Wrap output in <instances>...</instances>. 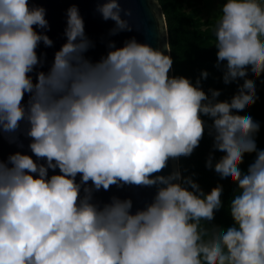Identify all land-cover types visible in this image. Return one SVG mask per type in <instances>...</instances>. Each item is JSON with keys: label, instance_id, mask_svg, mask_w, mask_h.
I'll use <instances>...</instances> for the list:
<instances>
[{"label": "clouds", "instance_id": "obj_1", "mask_svg": "<svg viewBox=\"0 0 264 264\" xmlns=\"http://www.w3.org/2000/svg\"><path fill=\"white\" fill-rule=\"evenodd\" d=\"M96 9L114 21L110 35L131 30L120 0H98ZM46 12L0 0V134L20 147L21 134L30 138V152L0 159V264H264L261 123L243 115L258 98L248 77L264 73V0H225L215 24L223 84L242 83L231 103L219 90L209 95L200 78L170 75L168 42L164 51L135 36L119 46L108 40L91 58L95 42L76 3L45 70L37 49L54 43ZM206 128L221 157L215 177L237 185L233 223L212 230L223 189L209 196L191 178L180 182L178 170L162 172L170 158L190 155ZM246 153L255 156L244 170ZM113 184L156 192L135 211L130 197L94 198Z\"/></svg>", "mask_w": 264, "mask_h": 264}, {"label": "trees", "instance_id": "obj_2", "mask_svg": "<svg viewBox=\"0 0 264 264\" xmlns=\"http://www.w3.org/2000/svg\"><path fill=\"white\" fill-rule=\"evenodd\" d=\"M162 7L168 31V41L173 57V75L189 77L193 83L201 79V86L211 95L212 90H219V99L231 103L237 93L226 90L219 83V76L225 71L224 66L217 67L218 57L215 46L214 19H202L201 5L203 0H157ZM207 70V77H201V71ZM256 92L258 98L244 116L252 115L260 121L261 127L256 135L257 146L264 148V73L257 77ZM207 119V118H205ZM210 121L208 124L210 125ZM213 138L206 128L199 146L190 155L179 156V168L182 174L180 182L186 183L187 178L195 181L199 188L211 195L217 189H223L224 208L216 216L214 224L226 228L233 223L229 211V203L237 190L235 182L221 184L214 175V168L221 157L213 152ZM213 157V170L207 169L209 157ZM255 153H246L240 167L247 169L254 159ZM214 229L213 225L210 230Z\"/></svg>", "mask_w": 264, "mask_h": 264}, {"label": "water", "instance_id": "obj_3", "mask_svg": "<svg viewBox=\"0 0 264 264\" xmlns=\"http://www.w3.org/2000/svg\"><path fill=\"white\" fill-rule=\"evenodd\" d=\"M29 2L42 4L47 9L46 16L50 24L47 34L53 39L54 43L51 46H46L41 42L37 49L40 54L46 53V62L43 65L45 70L53 59L55 50L66 40L64 35L66 9L72 3L78 4L85 21L86 33L95 42V47L90 48L86 53L91 58L98 59L106 53V42L108 40H115L117 46H119L123 44L125 39L132 36H135L139 41L150 43L153 47L168 51L164 47L166 42L169 43L167 23L162 7L157 0H120L124 8L131 10V15L127 19L132 27L130 31H120L115 35L109 34V29L113 26L114 21L103 19L96 9L98 0H29ZM170 75H173L172 67ZM19 139L22 141L23 147H20L18 143H9L5 136L0 134V159H6L10 152L16 150L30 152L28 148L30 138L21 134ZM176 170L180 172L179 157L170 158L162 172L168 174ZM49 171L52 172L53 170L50 169ZM55 171H59V169L57 168ZM155 192V185L123 184L118 186L113 184L108 189L96 190L94 198L103 202L108 201L113 195L121 198L130 197L133 201L132 211H135L150 202Z\"/></svg>", "mask_w": 264, "mask_h": 264}, {"label": "rangeland", "instance_id": "obj_4", "mask_svg": "<svg viewBox=\"0 0 264 264\" xmlns=\"http://www.w3.org/2000/svg\"><path fill=\"white\" fill-rule=\"evenodd\" d=\"M224 2L225 0H203V3L201 5V12H200L202 19H214L217 21L219 16L222 14L221 8ZM223 75H224V72L221 76H219V83L222 84V86L225 88L223 84ZM248 80L249 82L255 83L257 81V77L252 78L249 76ZM238 87H242V83H240L239 85H233V86L227 87L225 89L228 91L231 90L237 93ZM213 228L216 229V228H222V227L218 226L217 224H213Z\"/></svg>", "mask_w": 264, "mask_h": 264}]
</instances>
